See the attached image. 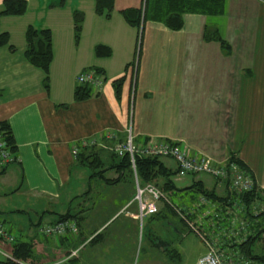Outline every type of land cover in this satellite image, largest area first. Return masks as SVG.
Instances as JSON below:
<instances>
[{
	"label": "crops",
	"instance_id": "1",
	"mask_svg": "<svg viewBox=\"0 0 264 264\" xmlns=\"http://www.w3.org/2000/svg\"><path fill=\"white\" fill-rule=\"evenodd\" d=\"M26 1L24 14L0 18V30L14 47L0 46V121L9 122L18 148L17 162L0 174V221L32 249L39 238L47 242L52 259L35 263L32 256L15 263L133 264L143 244L142 260L195 264L205 246L198 237V243L186 245L190 233L177 215L140 219L137 201L133 195L128 199V177L111 184L88 180L74 149L94 140L91 146L110 163L111 148L129 135L136 145L148 138L179 141L191 154L218 163L234 155L264 189V3L224 0L220 15L184 13L178 30L147 20L139 38L120 11L143 0H114L107 19L95 13V0ZM75 12L83 14L77 43ZM29 25L52 34L47 87V74L24 57ZM206 29L216 30L227 47L205 38ZM97 45L111 54L96 56ZM88 68L99 72L103 86L75 101L76 77ZM119 78L117 99L112 83ZM159 160L176 172L172 181L179 191L171 198L181 205L200 195L195 184L229 197L226 182L180 174L173 159ZM105 175L117 177L114 170ZM130 187L133 194L134 178ZM58 214H68L77 232L67 230L57 239L40 233ZM12 246L0 239V262L12 257Z\"/></svg>",
	"mask_w": 264,
	"mask_h": 264
},
{
	"label": "trees",
	"instance_id": "2",
	"mask_svg": "<svg viewBox=\"0 0 264 264\" xmlns=\"http://www.w3.org/2000/svg\"><path fill=\"white\" fill-rule=\"evenodd\" d=\"M113 8L114 0H95L94 11L97 15L107 19L111 16ZM26 9V0H3V10L0 12V18L2 16H20L25 13ZM223 9L224 0H143V3H141L139 7L122 9L120 14L130 27H133L138 31L140 38L142 25L147 20L158 21L163 23L169 29L178 30L183 25L182 15L184 13L220 15L222 14ZM73 21L74 41L77 43L82 29L83 14L81 12H75ZM204 37L218 40L223 46L227 47V44L220 38L214 29H206ZM5 45H7L11 51L14 50L13 45L10 44L9 34L0 30V46ZM24 46V57L26 60L33 66L42 69L47 74L44 80L45 87H47L49 65L53 57L52 34L50 29H37L31 25L27 26L24 31ZM94 54L96 56H109L111 51L110 48L106 46L97 45L94 48ZM122 82L123 78H119L112 83L117 99L120 97ZM92 95H94V92L89 85L79 84L74 89L73 99L75 101H80L87 99ZM0 141L3 144L0 151H5L9 158V161L6 163H3L1 160L2 158H0V163L2 162V164H0V174H2L9 164L17 162L16 159L18 152L11 126L6 120L0 121ZM112 152H110L108 156L110 163H106V159H103L101 154L94 150L91 145L83 146L81 144L75 154L76 162L78 165L83 166L88 170V180L99 179L100 181L111 184L118 182L121 178H127L128 175L133 180L134 171L131 167L132 164L129 154L125 153L122 156H117ZM159 159V157L134 154L135 173L140 184L148 182L154 183L170 198L173 196V193L179 191L172 181V176H174L176 172L166 168ZM230 161L236 162L239 167L250 172L234 155H230ZM108 170H114L117 177H106L105 172ZM194 187L198 194L204 195L208 199L217 202H226L228 198H234V196L220 198L213 194V191H207L197 184H195ZM89 188L88 185V190ZM188 190L189 189H182L180 191ZM194 197L195 196L192 197L191 203L195 200H193ZM170 199L173 201L172 198ZM257 199H264V189H260L257 185L251 191L244 193L240 197V200L246 207V216H248L250 222L253 223L254 232L253 235L249 236L244 242L237 244V246L244 256L259 264H264V249L257 246L262 239V234H264V223L262 222V220H264V213L261 212L256 215L251 213V208H253L255 204L254 202ZM162 212H165L166 214L168 213L172 216L176 215L173 213L174 211L172 212L170 207L161 200L158 202L157 213L153 215H159L162 214ZM67 216L68 214H58L55 222L64 220ZM253 218H256V220L254 221ZM32 256V244L17 241L16 239L12 246V258L16 261L8 259L0 262V264H16L15 262L24 261Z\"/></svg>",
	"mask_w": 264,
	"mask_h": 264
},
{
	"label": "built area",
	"instance_id": "3",
	"mask_svg": "<svg viewBox=\"0 0 264 264\" xmlns=\"http://www.w3.org/2000/svg\"><path fill=\"white\" fill-rule=\"evenodd\" d=\"M258 1L264 3V0ZM76 81L78 84L89 85L95 92L100 91L103 86L99 72L93 68L85 69L79 73ZM93 143L94 140H89L83 142L82 145L89 146ZM2 145L0 141V148ZM111 150L117 156H122L125 153L130 156L136 187L134 199L137 201L139 209L138 217L141 219L157 213L158 202L162 200L186 224L188 230L201 240L205 246V253L196 260L195 264H259L244 256L237 246L254 232L253 223L246 216V207L240 200L241 195L256 186L255 179L250 172L230 160L218 163L207 156L191 154L182 142L162 138H148L144 144L136 145L129 135L126 141L115 145ZM76 152L77 149H74V155ZM134 154L170 158L175 161L180 174H207L214 179L224 181L230 189L229 196H234V198H228L226 202H217L204 195H199L189 205L173 202L171 197L169 198L154 183L140 184L135 173ZM0 158L3 163L9 161L5 151H0ZM254 203L251 213L254 215L264 213V199H257ZM253 220L255 221L256 218ZM262 222L264 223V220ZM67 230L76 233V223L64 219L41 226L39 232L47 237L57 239ZM263 236L264 234H262V238ZM17 237V233L11 232L8 225L0 221L1 240L13 245ZM7 258L16 261L10 256Z\"/></svg>",
	"mask_w": 264,
	"mask_h": 264
},
{
	"label": "rangeland",
	"instance_id": "4",
	"mask_svg": "<svg viewBox=\"0 0 264 264\" xmlns=\"http://www.w3.org/2000/svg\"><path fill=\"white\" fill-rule=\"evenodd\" d=\"M167 140V139H166ZM107 176H110V172H108V174H107ZM188 176H190V175H188ZM187 176V177H188ZM131 181H132V178H130L129 177V175H128V199L129 198H131L132 197V195H133V198H134V196H135V193L136 192H133V194H130L131 192L130 191H133L132 189H131V187L129 188V186L131 185ZM74 182H72V184H73ZM178 184H181V182H178ZM61 193H65V191H61ZM173 199V198H172ZM173 201L174 202H176L175 201V199H173ZM170 210L173 212V210L170 208ZM173 213H175V212H173ZM156 221V220H155ZM165 230H167V228L165 229ZM189 236H188V238L186 239V240H184L185 241V243H186V245L187 246H189V247H191L192 245H190V244H193V243H198L199 242V240H198V238H197V236H196V234H194L192 231H189ZM143 245V244H142ZM142 245H139L138 246V250L136 251V253H135V256H134V263L133 264H158L157 262H155V261H151V260H142L141 258H142V256H141V252H142V250H141V246ZM257 246H259V248L261 247L262 249H264V236H263V238L261 239V241H259V243L257 244ZM50 247L51 246H48L47 245V242H45V243H42V241L40 240V238H39V240H37L36 241V244H35V246L33 247V251H34V255H33V257H32V259L34 258V262L35 263H45V262H48V261H50L51 259H52V257H50V254H51V252H52V250H50ZM141 250V251H140ZM54 252H57V250H55ZM143 253V252H142ZM58 256V255H57ZM59 257V256H58ZM139 257V259L137 260V258ZM12 258V257H11ZM13 259V258H12ZM31 259V260H32ZM261 264V263H260Z\"/></svg>",
	"mask_w": 264,
	"mask_h": 264
}]
</instances>
